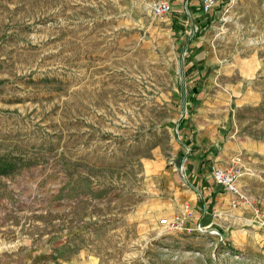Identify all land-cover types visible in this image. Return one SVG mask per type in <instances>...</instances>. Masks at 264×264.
Listing matches in <instances>:
<instances>
[{"label":"rangeland","instance_id":"374dc122","mask_svg":"<svg viewBox=\"0 0 264 264\" xmlns=\"http://www.w3.org/2000/svg\"><path fill=\"white\" fill-rule=\"evenodd\" d=\"M160 1L0 0V264H264V0Z\"/></svg>","mask_w":264,"mask_h":264},{"label":"crops","instance_id":"0c3cea01","mask_svg":"<svg viewBox=\"0 0 264 264\" xmlns=\"http://www.w3.org/2000/svg\"><path fill=\"white\" fill-rule=\"evenodd\" d=\"M186 26L188 25L187 23H184ZM195 40V39H194ZM193 41V39L191 40ZM178 44H182V49H189V47H192L193 43L187 41L184 44V41L181 40ZM191 45V46H190ZM185 123V122H184ZM184 123L181 124L182 129H184ZM201 142H206L207 137L206 135L202 134L200 137ZM199 152H196L194 155V159H189V167L188 171L186 172V178L190 184V181L192 183L190 184L194 189H197L200 191V193H204L207 195V197L213 198L216 200L218 195H221L222 193V188L218 186L213 177H212V167L214 166L211 165L209 170L207 165H203V155L204 154H198ZM196 156V157H195ZM196 158V159H195ZM210 172V173H209ZM174 179V178H173ZM184 184V183H183ZM182 183L180 184L181 186H184ZM187 186V184H185ZM192 187H188L189 190L192 189Z\"/></svg>","mask_w":264,"mask_h":264},{"label":"built area","instance_id":"2783aa9c","mask_svg":"<svg viewBox=\"0 0 264 264\" xmlns=\"http://www.w3.org/2000/svg\"><path fill=\"white\" fill-rule=\"evenodd\" d=\"M153 7L155 11L159 14H166L171 11V4L170 1L168 0L156 2L154 3ZM210 7L211 4H209L208 0L202 2L201 9L208 12L210 10ZM176 171L182 173L184 171V165L177 164ZM212 177L218 186H220L223 190L238 198L233 200L234 205H236L240 201V199L246 197L245 193L242 191L241 186L239 185L240 172L233 166L231 167L213 166ZM177 218L179 217L177 216ZM166 222H167L166 220L163 221V223Z\"/></svg>","mask_w":264,"mask_h":264},{"label":"trees","instance_id":"16d2710c","mask_svg":"<svg viewBox=\"0 0 264 264\" xmlns=\"http://www.w3.org/2000/svg\"><path fill=\"white\" fill-rule=\"evenodd\" d=\"M12 165L9 163L8 159H0V173L6 174L12 171Z\"/></svg>","mask_w":264,"mask_h":264}]
</instances>
